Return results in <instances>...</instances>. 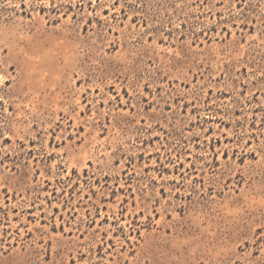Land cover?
I'll return each instance as SVG.
<instances>
[{
  "label": "rangeland",
  "instance_id": "374dc122",
  "mask_svg": "<svg viewBox=\"0 0 264 264\" xmlns=\"http://www.w3.org/2000/svg\"><path fill=\"white\" fill-rule=\"evenodd\" d=\"M0 264H264V0H0Z\"/></svg>",
  "mask_w": 264,
  "mask_h": 264
}]
</instances>
